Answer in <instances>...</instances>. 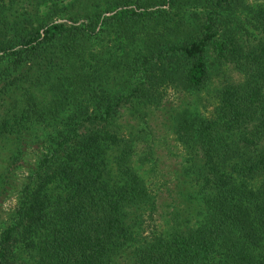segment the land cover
Segmentation results:
<instances>
[{
  "label": "trees",
  "instance_id": "trees-1",
  "mask_svg": "<svg viewBox=\"0 0 264 264\" xmlns=\"http://www.w3.org/2000/svg\"><path fill=\"white\" fill-rule=\"evenodd\" d=\"M225 4L0 0V60L10 65L0 139L14 164L35 138L48 146L2 230L0 264L16 244L29 264H114L134 237L131 217L151 200L118 108L158 104L162 85L203 87L209 52L242 80L220 90L210 117H184L177 128L197 156L203 217L139 244L133 264H264V5L251 10L244 37L218 27ZM256 173L257 186L242 179Z\"/></svg>",
  "mask_w": 264,
  "mask_h": 264
},
{
  "label": "rangeland",
  "instance_id": "rangeland-1",
  "mask_svg": "<svg viewBox=\"0 0 264 264\" xmlns=\"http://www.w3.org/2000/svg\"><path fill=\"white\" fill-rule=\"evenodd\" d=\"M23 5L27 10L32 9L31 4ZM260 5H264V0H228L216 15L217 25L220 29L233 27L246 37L245 27H249L246 22L251 10ZM192 11L200 15V10L191 9L188 11L191 19ZM206 65L208 81L203 87L190 89L178 84L162 85L158 104L132 109L126 103L118 108L115 123L122 136L131 141L134 149L131 164L148 186L151 200L131 217L134 237L114 257V264H133L135 248L139 244L154 235H166L177 225L181 228L195 226L203 217L195 173L199 164L197 156L178 138L177 128L184 117H210L220 90L227 83L242 80L240 73L231 65L217 61L211 52L206 56ZM9 66L0 60V82L5 80ZM2 111L0 108V114ZM42 141L41 138L30 141L21 162L14 164L11 142L0 139V235L15 221L29 175L37 165L38 155L45 153L48 147ZM263 148L264 141L258 145V149ZM261 178V173L242 177L250 186H257ZM29 263V256L16 244L8 264Z\"/></svg>",
  "mask_w": 264,
  "mask_h": 264
}]
</instances>
